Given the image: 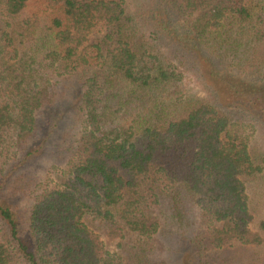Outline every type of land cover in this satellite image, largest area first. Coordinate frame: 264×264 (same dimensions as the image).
<instances>
[{
  "label": "trees",
  "instance_id": "trees-1",
  "mask_svg": "<svg viewBox=\"0 0 264 264\" xmlns=\"http://www.w3.org/2000/svg\"><path fill=\"white\" fill-rule=\"evenodd\" d=\"M28 1L0 0V264H207L198 224L264 264V0ZM68 119L52 184L14 176Z\"/></svg>",
  "mask_w": 264,
  "mask_h": 264
},
{
  "label": "rangeland",
  "instance_id": "rangeland-1",
  "mask_svg": "<svg viewBox=\"0 0 264 264\" xmlns=\"http://www.w3.org/2000/svg\"><path fill=\"white\" fill-rule=\"evenodd\" d=\"M40 1L42 0H29L24 10L25 13H36L38 7L40 6ZM126 3L128 9L130 10V0H126ZM187 84L192 87V91L200 90L199 86H196V83L193 81V79H188ZM70 123L71 119H68V121H65V123L63 122L61 124V129L56 130L54 132V135L50 136V139L44 146L42 153L35 159L31 160L27 167L14 174V176L23 173L25 175V178L34 180L33 183L42 182L52 184L51 181H53L55 175L61 171L62 167L64 166L65 160L69 158L71 153V151L69 150L72 149L73 151V147L77 143V136L74 130L69 131V133L63 131V129L69 126ZM65 136L66 140L63 141L62 139H64ZM251 146L256 152L262 153L264 156V125H262L261 123L256 124V130L251 134ZM11 189L12 188L5 192V194L7 195L6 198L8 199V201H10L9 204L15 213L20 230L22 232H26L28 226L27 216L30 209L32 196H30L28 193H17ZM257 190H262L264 192V178L262 179L261 183L254 182V191ZM263 202L264 194L263 198L259 199V206L257 208V211L255 212L257 218L264 214V207L262 206ZM197 232L204 239V252L207 264H224L221 263V259L219 258L218 254L210 245V240L206 237L204 227L201 224L197 225ZM154 257L156 258V260H161L163 258L161 242H159V245L154 253ZM239 263L240 262H231L229 264Z\"/></svg>",
  "mask_w": 264,
  "mask_h": 264
}]
</instances>
